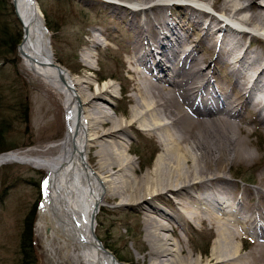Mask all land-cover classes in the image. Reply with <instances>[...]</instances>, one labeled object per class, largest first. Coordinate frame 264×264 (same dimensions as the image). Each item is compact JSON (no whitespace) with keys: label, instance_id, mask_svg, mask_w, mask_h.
<instances>
[{"label":"bare ground","instance_id":"obj_1","mask_svg":"<svg viewBox=\"0 0 264 264\" xmlns=\"http://www.w3.org/2000/svg\"><path fill=\"white\" fill-rule=\"evenodd\" d=\"M104 1L115 5L124 1L136 13L150 12L143 20L136 21L140 43H136L135 50H143L142 58L148 57L143 63L149 72L158 74L154 75V81L145 74L140 76L130 120L116 118L104 109L111 81L93 88L92 81L86 78L82 80L87 84L84 86L79 78L71 76L66 67L58 64L37 1L12 0L23 25L19 45L23 66L65 96L68 116L67 134L59 154L51 157L12 151L0 154V166L25 160L48 170L42 204V220L50 229L46 237L48 246L52 238H57L58 247L62 245L69 250L73 264H131L106 249L96 234V215L103 201L123 197L143 214L147 247L141 248L142 256L136 264L140 261L144 264H211L214 258L220 264H264V205L248 203L253 194L258 199L264 198V190L256 187L236 194V185L225 174L205 171L207 161L226 156L231 162L234 153L241 150L242 142L234 136L219 139L215 132L201 128L217 119L235 124L228 118L237 112L233 111L235 101L227 91L214 90L205 72L212 62L228 68L233 87L246 89L247 104L256 106L258 111L264 109L263 97L254 96L255 90H264V0ZM174 2L183 4L179 9L190 13L187 20L201 34L200 40L207 47L206 55L193 52L191 46L195 40L189 33L180 31L185 30L182 19L171 17V21L163 14L164 8ZM214 7L218 15L208 12ZM253 31L263 37L259 51L248 49L243 42L248 34L257 35ZM219 33L220 39L216 37ZM92 41L95 45L99 43L95 38ZM154 42H159L158 47ZM211 53L214 57L210 56L207 64ZM86 54L93 57L91 52ZM206 87L211 90L201 93ZM220 87L217 85V89ZM226 104L233 106L225 108ZM198 106L204 108L198 109ZM215 110L223 111L224 116L213 118ZM136 125L146 134L156 136L162 145V153L146 173L139 172L135 160L128 157L129 149L121 145V139L118 141V137L126 136V129ZM187 125L192 128L188 130ZM193 126L197 131H192ZM237 126L242 133L246 130L241 124ZM88 132H92L89 134L92 137L89 138ZM237 156L242 158L243 154ZM169 192L174 197L173 204L178 205L170 213L151 202L154 198H164ZM143 204L147 205L149 213L167 222L145 213ZM204 221L215 228L217 240L208 258H193L181 244L176 228ZM168 230L177 238H171ZM238 240L243 241V245H239ZM249 240L253 249L242 252L244 244H250Z\"/></svg>","mask_w":264,"mask_h":264},{"label":"rangeland","instance_id":"obj_2","mask_svg":"<svg viewBox=\"0 0 264 264\" xmlns=\"http://www.w3.org/2000/svg\"><path fill=\"white\" fill-rule=\"evenodd\" d=\"M259 1L261 2V0ZM37 2L41 11L42 8L47 11L51 23L53 22L52 26L59 29L54 33L47 28L49 35L51 34L50 42L53 56L56 61L63 60L67 66H70V69L59 61L58 64L64 68L66 67L65 69L71 76L79 78L80 81L86 78L90 82L92 81L93 88H98L105 82L111 81L112 87L110 93L106 95L104 109L116 118L130 120L136 104L135 97L140 76L143 77L145 74L148 79L154 81V75L158 74L157 71H148L143 63L148 57L142 58L141 56L143 50L141 49L140 52L135 50L136 45L140 43V36L139 39L137 36L136 21L143 20L150 12L136 13L124 1H118L120 5H115L108 4L104 0H75L80 9L86 14L87 19L70 15L72 19L62 17L67 22L63 24L61 22L62 11L56 10L54 0H37ZM175 2L166 6L163 14L169 20H171V17L182 19L185 23V30L180 31L184 34L189 33L192 40H195L193 46H191L194 48L193 52L206 55L207 47L200 40L201 34L196 32L192 23L187 20L190 13L179 9V6H183L186 1H183L182 5H175ZM11 9L13 13L15 12L12 18L17 19L15 28L20 30L21 39L18 43V51L16 47L17 62L12 64L0 61V68H2L1 65L6 68L0 69V91L10 98L11 109L5 115L7 120H11L10 138L19 147L7 152H26L41 157L55 156L59 154L61 142L67 134L68 116L65 110V96L24 68L19 53L23 25L16 14L14 5ZM214 9L215 7L209 9L208 12L218 15V10L215 9V11ZM42 15L45 20L43 11ZM247 29L251 30L250 28ZM253 33L257 35L253 37L248 34L244 37L243 42L245 41L244 45L248 49L259 51L261 48L260 40L263 37L254 31ZM220 35L219 33L216 37L219 36L218 39H220ZM94 38L99 41L98 45L93 43L92 39ZM196 42L197 44H195ZM158 43H155L157 47ZM87 52H91L93 57L89 58ZM210 56L211 58L214 57L213 53L208 56L207 64L211 60ZM153 58L157 60V57ZM205 72L208 73L212 85L215 86L214 90L227 91L230 99L235 101L233 111L237 110V112L233 114V117L229 116V120L246 128L242 133L237 125H230V123L220 121V119L215 120V123L214 120L205 123V126L201 127L215 132L219 139L227 140L234 136V139L242 142L241 150L237 154L235 151V153L233 152L235 156H242L243 154L242 158H239L240 156L235 158L234 156L232 161L228 162L226 156H224L216 161H207L205 171L208 174H225L236 185V194H238L237 192L242 193L245 189L254 190L256 187L264 190L262 185L264 184V109L258 111L255 108L256 106L254 107V105L245 102L244 91L246 89L238 90L232 86V76L229 74L228 68L221 63L212 62L210 66H207ZM102 78H105V80H100ZM82 84L87 85L85 81H82ZM217 85L221 86L220 89H217ZM211 87L202 88L201 93L211 90ZM258 91L255 90L254 96L256 95L257 98L261 96L264 99V90L262 92ZM23 94L27 96L28 101L26 122L20 121L17 105L14 104L18 96H23ZM252 99L255 100V98ZM210 106L217 107L216 104H210ZM229 106L233 105L226 104L225 108H230ZM202 108L204 107L198 106V109ZM215 111L216 114L211 115L213 118L224 116L223 111ZM164 120L167 121V119ZM209 125H211L210 128ZM140 127L136 125L133 128L126 129V136H123V138L118 137V141L121 139L119 141L122 142L121 145L129 149L128 157L135 160V166L138 167L139 172L146 173L151 171L156 158L162 153V145L156 136L146 134ZM197 127L195 126L192 131H197ZM186 128L190 130L192 126L188 127L187 125ZM89 134L92 135V132H88L89 138L92 137ZM128 135L129 137L126 138ZM26 144L29 146L23 147ZM46 150L50 152L44 153ZM47 179V169L35 166L25 160L9 162L0 166V264H21L20 234L24 226L23 219L25 212H29L31 206L35 203L37 182L42 180L44 181L41 191L42 198L36 205L33 223L32 244L36 263L73 264L70 260L69 250L62 245L58 247L57 242L59 241L57 238L55 240L52 238L49 246L46 242L50 229L42 220V204ZM170 193L164 197L165 199L158 197L152 199L151 202L166 212H173L178 205L173 204V202L175 203L173 201L174 197L170 196ZM249 200L251 201H248V203L259 202L264 205V198L258 199L256 194H253ZM143 206L142 209L145 213H151L160 220L162 218V221L167 222L163 217L152 212L149 213L147 205L143 204ZM96 224V234L105 248L113 252L121 261L136 264L142 256L141 248L147 247L143 214H139L137 208L128 204L123 197L114 201L105 200L96 215ZM47 229L48 232H46ZM167 233L171 235L169 230ZM176 235L180 237L181 244L188 253L193 255V258L197 256L208 258L217 240V231L207 221L203 223L189 222L184 227H177ZM170 237L177 238L173 235ZM242 243L243 241L238 240L239 245ZM244 245L245 248L242 252L253 249L251 241L250 244L248 242ZM210 261L211 264H220L216 262L215 258ZM140 264L144 263L140 261Z\"/></svg>","mask_w":264,"mask_h":264},{"label":"trees","instance_id":"obj_3","mask_svg":"<svg viewBox=\"0 0 264 264\" xmlns=\"http://www.w3.org/2000/svg\"><path fill=\"white\" fill-rule=\"evenodd\" d=\"M54 5L57 11H62L61 22L66 24L62 17H68L72 19L70 15H76L77 17L86 18V14L80 9L79 5L75 0H54ZM10 0H0V61L4 63H16V47L21 39L20 30L16 29V18H12L14 13L11 9ZM45 17V25L52 32H56L59 29L52 26L50 17L45 9L42 8ZM65 13V14H64ZM15 24V25H14ZM60 63L64 64L68 69L63 60H58ZM2 69H6L1 65ZM100 80H105L102 78ZM1 90V89H0ZM7 94L0 91V153L7 152L9 150H14L19 146L14 144L12 138H10V124L11 120H7L5 113L9 112L11 106L9 104L10 98L6 96ZM17 105V111L19 113V119L22 122L27 121L28 113V101L27 96L23 94L18 96V99L14 102ZM29 145H24L27 147ZM155 155V154H153ZM153 158V156H152ZM250 182V181H249ZM44 181L37 182V194L35 196V203L31 206L29 212H25L23 219V229L20 234V253H21V264H37L36 256L33 247V223L35 220V209L36 205L42 198V188ZM251 183V182H250Z\"/></svg>","mask_w":264,"mask_h":264},{"label":"water","instance_id":"obj_4","mask_svg":"<svg viewBox=\"0 0 264 264\" xmlns=\"http://www.w3.org/2000/svg\"><path fill=\"white\" fill-rule=\"evenodd\" d=\"M37 1V0H36ZM11 3V5H12V7H13V3L12 2H10ZM38 3V2H37ZM15 13V12H14ZM43 16V15H42ZM17 17V16H16ZM49 37H50V35H49ZM17 51H18V45H17ZM49 230L47 229L46 230V232H48Z\"/></svg>","mask_w":264,"mask_h":264}]
</instances>
